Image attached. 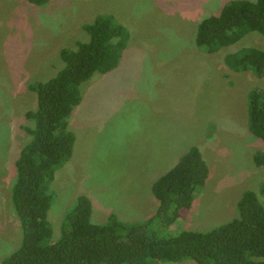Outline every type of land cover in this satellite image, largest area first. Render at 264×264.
<instances>
[{
    "label": "rangeland",
    "instance_id": "obj_1",
    "mask_svg": "<svg viewBox=\"0 0 264 264\" xmlns=\"http://www.w3.org/2000/svg\"><path fill=\"white\" fill-rule=\"evenodd\" d=\"M234 0H0V263L19 249L21 222L12 204L16 162L32 137L33 82H46L64 67L61 51L88 42L85 24L111 14L130 32L120 64L81 87L82 103L69 121L72 158L55 173L49 212L52 242L76 199L92 202L91 221L112 215L127 224L154 216V182L198 147L209 175L192 207L169 229L208 232L238 216L246 191L258 192L264 168L255 164L263 141L249 130L248 95L264 89V76L236 72L227 55L264 50L252 32L215 54L196 45L199 22L223 15ZM159 264H197L191 259Z\"/></svg>",
    "mask_w": 264,
    "mask_h": 264
},
{
    "label": "trees",
    "instance_id": "obj_2",
    "mask_svg": "<svg viewBox=\"0 0 264 264\" xmlns=\"http://www.w3.org/2000/svg\"><path fill=\"white\" fill-rule=\"evenodd\" d=\"M27 1L39 6L48 0ZM83 28L89 41L62 49L64 67L57 75L29 85L37 95V109L27 112L26 119L35 127H25L32 140L16 162L12 191L23 241L0 264H159L184 259L197 264H264V182L258 192L242 195L238 216L231 222L208 232L169 231L192 207L208 178L209 168L198 147L154 182L159 207L148 220L127 224L112 215L107 223L96 225L91 221L92 202L81 195L63 217L61 237L52 242V184L56 171L73 156L75 134L69 121L82 103L81 87L96 74L116 69L130 40L129 29L111 14L99 15ZM252 32L264 37V0H234L225 5L223 15L199 22L196 45L215 54ZM225 63L233 71L264 76V50L247 47L227 55ZM248 115L250 132L264 144V89L248 95ZM254 160L264 168V149Z\"/></svg>",
    "mask_w": 264,
    "mask_h": 264
}]
</instances>
